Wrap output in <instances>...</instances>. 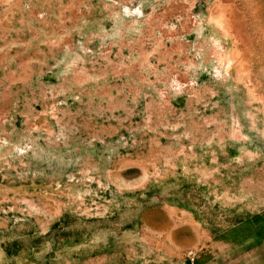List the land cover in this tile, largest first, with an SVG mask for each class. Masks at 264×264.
<instances>
[{
	"label": "rangeland",
	"instance_id": "1",
	"mask_svg": "<svg viewBox=\"0 0 264 264\" xmlns=\"http://www.w3.org/2000/svg\"><path fill=\"white\" fill-rule=\"evenodd\" d=\"M0 264H264V0H0Z\"/></svg>",
	"mask_w": 264,
	"mask_h": 264
}]
</instances>
